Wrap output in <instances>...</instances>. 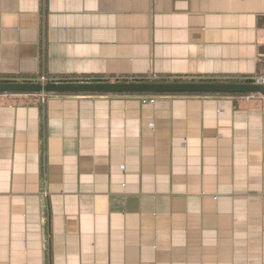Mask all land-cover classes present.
I'll return each instance as SVG.
<instances>
[{
    "label": "crops",
    "instance_id": "obj_1",
    "mask_svg": "<svg viewBox=\"0 0 264 264\" xmlns=\"http://www.w3.org/2000/svg\"><path fill=\"white\" fill-rule=\"evenodd\" d=\"M263 71L264 0H0V79ZM0 264H264V96L0 94Z\"/></svg>",
    "mask_w": 264,
    "mask_h": 264
},
{
    "label": "water",
    "instance_id": "obj_2",
    "mask_svg": "<svg viewBox=\"0 0 264 264\" xmlns=\"http://www.w3.org/2000/svg\"><path fill=\"white\" fill-rule=\"evenodd\" d=\"M3 93H78V94H251L264 96V84L234 82H105V81H5L0 82Z\"/></svg>",
    "mask_w": 264,
    "mask_h": 264
},
{
    "label": "trees",
    "instance_id": "obj_3",
    "mask_svg": "<svg viewBox=\"0 0 264 264\" xmlns=\"http://www.w3.org/2000/svg\"><path fill=\"white\" fill-rule=\"evenodd\" d=\"M42 75L45 74H39L38 76L35 77H28V78H24V79H17V78H9V77H5V78H1L0 82H5V81H31V82H40V77ZM47 77H51L48 75H45ZM82 79V78H81ZM92 81H105V82H170L172 80H168L166 78H159V77H155V78H148V77H144V76H131V77H114V78H110V77H95V78H91ZM65 80H70V81H75V79H63ZM79 80V79H77ZM204 80V79H203ZM62 81V80H61ZM176 81V80H173ZM207 81H211V82H241L243 81L244 83H248L250 82V79L247 78H242V80L237 79V78H233V79H207ZM9 94H21V93H9ZM40 94V93H38ZM38 94H29V95H38ZM249 95V94H246Z\"/></svg>",
    "mask_w": 264,
    "mask_h": 264
},
{
    "label": "built area",
    "instance_id": "obj_4",
    "mask_svg": "<svg viewBox=\"0 0 264 264\" xmlns=\"http://www.w3.org/2000/svg\"><path fill=\"white\" fill-rule=\"evenodd\" d=\"M148 78H155L153 75H149ZM247 79H250V82L248 83H258V84H264V71L261 72L258 75H255L253 77H246ZM54 81H59V79L54 78V77H47L45 75H42L40 77V82L42 83H47V82H54ZM78 81H92L91 78H82L79 79ZM140 100L143 103H150L153 104L156 102V99L159 95L163 94H150V93H141V94H136Z\"/></svg>",
    "mask_w": 264,
    "mask_h": 264
}]
</instances>
